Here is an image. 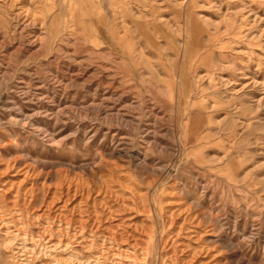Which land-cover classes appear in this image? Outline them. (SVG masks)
<instances>
[{"label":"rangeland","instance_id":"1","mask_svg":"<svg viewBox=\"0 0 264 264\" xmlns=\"http://www.w3.org/2000/svg\"><path fill=\"white\" fill-rule=\"evenodd\" d=\"M0 211V264H264V0H0Z\"/></svg>","mask_w":264,"mask_h":264},{"label":"bare ground","instance_id":"2","mask_svg":"<svg viewBox=\"0 0 264 264\" xmlns=\"http://www.w3.org/2000/svg\"><path fill=\"white\" fill-rule=\"evenodd\" d=\"M19 1L20 0H11L12 5L14 3H18ZM24 1L22 0L23 3H24ZM3 214H5V213L0 211V226L4 228L7 224L4 221ZM4 236H5L6 241H7L5 244V247L7 250H10V251L20 250L19 252H22V251L26 250L29 252H34L35 250H37V247L39 245L49 246V244H52V242H51V230H49V229H44L43 232H41L40 235L37 236V239L33 236L32 232H30L28 230H24V228H22V227L20 229L16 230L15 232H6L4 234ZM20 243L22 245L21 248H20L21 245H19ZM28 244L32 245L33 247L29 248ZM63 245H64V242L58 241V243H56L55 245H52L51 247H47V249H49V250L54 249L52 251H55L57 249H60ZM106 247H107V245H106ZM65 248H68V246H65Z\"/></svg>","mask_w":264,"mask_h":264}]
</instances>
